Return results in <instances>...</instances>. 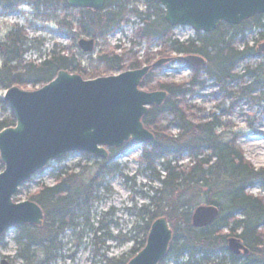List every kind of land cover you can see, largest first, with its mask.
Wrapping results in <instances>:
<instances>
[{
  "label": "trees",
  "instance_id": "trees-1",
  "mask_svg": "<svg viewBox=\"0 0 264 264\" xmlns=\"http://www.w3.org/2000/svg\"><path fill=\"white\" fill-rule=\"evenodd\" d=\"M139 1L105 0L100 10H78L76 30L79 35L89 37L98 44L99 40L115 33L129 22V17L134 16L141 25L131 43L144 44L145 50L155 44L159 48L155 54L145 51L139 58L130 50L121 54H116L113 49L102 50L95 60L101 68L88 72L65 58L63 50L52 48L48 53L41 52L42 47L33 46L34 41L22 29H16L0 43V92L13 86L23 90L28 87L34 89L50 82L61 70L93 79L101 74L139 69L150 64L156 56L163 58L171 54L203 57L206 66L200 71L222 87L229 82L247 79L250 82L241 90L245 95L264 89V62L254 67L246 66L240 75L235 72L240 64L257 57L255 46L244 45L239 50L232 44L233 38L242 37L249 28L264 30V15L255 16L238 26L222 24L212 33L183 44L172 39V28L164 21L163 10L156 2L143 0L145 11L138 12L136 3ZM22 5L36 14H55L58 10L66 12L70 9L66 0H0V10L4 15L15 13ZM59 24L68 32L75 25L74 20L65 19ZM263 40L264 34L259 33L257 42ZM33 48L39 52V58H43L39 63L37 59L24 60L25 54ZM198 75L199 70H194L188 84L155 86L154 89L165 91L167 98L160 107H150L142 119L154 139L142 146L141 161L150 170L154 163L159 162L163 174H155L160 187L150 190L152 195L146 196L149 204L140 209V220L147 217L148 221L144 227V239L131 254L134 256L144 246L150 223L164 216L172 230V241L164 259L186 256L187 263H190L197 256L205 261L211 253H222L228 256L230 264H264V197L247 193L253 186L264 190V168L255 170L243 158L233 137L225 141L216 133L221 127L216 117L203 122L193 119L194 111L201 110L185 104L184 99L194 93L193 88L204 87V82L198 81ZM150 76L151 73L142 80L140 88L145 87ZM165 117H171V120L163 124ZM14 125V116L0 96V131ZM171 128L177 129L176 136L168 133ZM126 147L109 149L110 158L124 154ZM205 150L209 153L207 156ZM183 155L188 156V165L177 166L175 160ZM2 170L0 162V172ZM117 171L115 165H107L103 160L87 182H82L79 175L73 172L62 171L56 175L54 186H40L30 200L43 211L42 226L23 225L17 228L16 244L24 264H32L36 252L43 255L39 264L54 263L61 249L59 237L68 229L78 228V220L86 216L97 200L96 193L103 179L114 176ZM201 201L205 206L216 208L217 214L210 224L196 228L192 225L190 211ZM230 238L237 239L247 254L234 256L229 253ZM127 261L103 257L104 264H126ZM163 263L164 260L160 264Z\"/></svg>",
  "mask_w": 264,
  "mask_h": 264
},
{
  "label": "rangeland",
  "instance_id": "rangeland-1",
  "mask_svg": "<svg viewBox=\"0 0 264 264\" xmlns=\"http://www.w3.org/2000/svg\"><path fill=\"white\" fill-rule=\"evenodd\" d=\"M142 1L136 3L138 12L145 11ZM21 10L25 11L23 13L16 11L8 15H4L0 10V43L5 41L10 31L22 29L27 37L34 41L33 46L38 49L42 47L41 50L46 53L52 46L56 50H63L65 58L74 61L75 65L87 69L88 72L101 68L95 60L97 54L102 50L113 49L116 54L126 53L130 50L141 58L145 51L155 54L159 49L155 44H152L148 50H145L144 44L137 45L135 43L133 45L131 39L134 38L135 29L133 26L124 24L121 30L106 36L104 40H99L94 51L87 54L78 47V41L89 39V37L79 35V31L76 30V12L65 13L58 10L55 14H36L30 8L23 7ZM134 18L131 16L128 19L131 21ZM63 19L74 20L75 25L71 32L59 24ZM262 32L264 34V31ZM202 35V33H194L191 29H172V39L183 44L196 40ZM229 37L228 34L227 38ZM258 38L259 33L253 28H249L242 37L233 38L232 44L241 50L244 45L255 46ZM119 42H121V46L117 47ZM38 53L36 48L30 49L25 54L24 60L29 61L37 58L39 63L43 58L37 57ZM177 56V54H171L168 57ZM159 58L161 57L156 56L152 62ZM263 62L262 57L252 58L240 64L235 72L240 75L246 66L254 67ZM1 65L2 60L0 59ZM196 70H199L198 81L204 82V87L193 88L194 93L185 96L184 99L185 104L201 110L200 112L194 111L193 119L196 122H203L216 117L221 125L220 130L216 133L220 134L225 141L233 137L235 145L243 153V158L255 170L263 169L264 89L261 92L256 91L245 95L241 90L250 82L249 80L229 82L222 87L208 79L200 69ZM193 71L181 62L173 61L157 69H152L150 79L142 89L151 92L157 91L154 87H158L160 84H188L193 77ZM112 74L116 73L101 74L98 77ZM39 87L36 86L34 89L28 87L26 90L31 91ZM3 94L4 91H1L0 96L2 97ZM169 120L171 117H165L163 124ZM177 132L176 128H171L168 131L172 136H176ZM258 136L259 140L252 139ZM126 145L124 154L114 158H110L109 149L106 150L108 157L104 161L107 162V165H115L118 170L117 174L103 179L104 181L96 193L97 200L92 204L86 216L78 220V228L73 231H65L59 237L61 249L57 252L58 259L52 264H104L103 257L108 260L122 258L127 261L133 257L132 250L139 248L140 242L144 239V227L148 221L147 217L140 220V209L149 204L146 196L150 194V190L160 187L155 174L162 175L163 173L159 162L154 163L151 170L143 164L141 161L142 145L132 141ZM204 153L206 156L209 154L206 150ZM100 161L103 160L83 153H71L58 161H52L45 169L33 175L19 188L13 201H31L30 197L37 192L40 186H54L56 175L62 171L73 172L79 175L82 182H87L97 172ZM188 161V156L183 155L180 159L175 160V163L177 166H186ZM247 193L254 197H264V190L259 186L249 188ZM199 205L205 204L201 201ZM193 211L194 208L190 211V215ZM17 228L10 229L2 236L0 260L6 259L11 264H24L23 259L19 257L16 244ZM42 259L43 255L36 252L32 264H39ZM179 260L171 256L164 259L163 264H230L228 256L222 253H211L205 261L200 256L194 258L190 263H186V256L180 260L181 262Z\"/></svg>",
  "mask_w": 264,
  "mask_h": 264
},
{
  "label": "water",
  "instance_id": "water-1",
  "mask_svg": "<svg viewBox=\"0 0 264 264\" xmlns=\"http://www.w3.org/2000/svg\"><path fill=\"white\" fill-rule=\"evenodd\" d=\"M156 2L171 28L188 27L210 33L222 23L237 26L264 14V0H146ZM73 9L100 10L105 0H66ZM94 40L81 39L79 49L94 50ZM264 54V42L255 49ZM190 68H203L198 55L161 58L140 69L85 80L66 71L57 72L48 83L35 90L7 89L2 101L8 105L15 126L0 131V237L10 229L28 225L41 227L44 214L33 201L14 202L19 188L52 161L71 153H84L106 159L107 149H119L129 141L145 145L154 135L142 123L148 108L160 107L165 91L146 92L141 81L152 70L173 61ZM217 214L213 206H198L192 225L202 228ZM172 241L167 219H155L147 232L143 248L126 264H159ZM228 251L238 256L247 250L235 238L228 240ZM0 264H11L6 259Z\"/></svg>",
  "mask_w": 264,
  "mask_h": 264
},
{
  "label": "flooded vegetation",
  "instance_id": "flooded-vegetation-1",
  "mask_svg": "<svg viewBox=\"0 0 264 264\" xmlns=\"http://www.w3.org/2000/svg\"><path fill=\"white\" fill-rule=\"evenodd\" d=\"M77 11H78V10L69 9V10H67L66 12H76V13H77ZM66 12H65V13H66ZM204 35H208V34H204Z\"/></svg>",
  "mask_w": 264,
  "mask_h": 264
},
{
  "label": "bare ground",
  "instance_id": "bare-ground-1",
  "mask_svg": "<svg viewBox=\"0 0 264 264\" xmlns=\"http://www.w3.org/2000/svg\"><path fill=\"white\" fill-rule=\"evenodd\" d=\"M262 138H264V137H262ZM252 139H256V140H259V136H258V137H255V138L253 137Z\"/></svg>",
  "mask_w": 264,
  "mask_h": 264
}]
</instances>
